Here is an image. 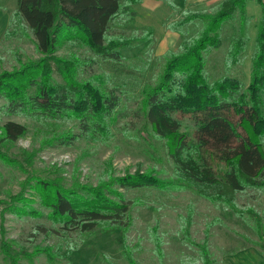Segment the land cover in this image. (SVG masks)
Instances as JSON below:
<instances>
[{
  "label": "rangeland",
  "instance_id": "374dc122",
  "mask_svg": "<svg viewBox=\"0 0 264 264\" xmlns=\"http://www.w3.org/2000/svg\"><path fill=\"white\" fill-rule=\"evenodd\" d=\"M222 1L142 0L130 5L134 14L117 16L108 32L109 39H116L121 47L123 57L117 61L97 56L79 41L63 43L57 56H78L83 61L80 80H103L108 90L121 97L109 139L83 136L73 119L0 111V125L16 121L27 126L23 137L0 145V151L10 157L7 162L0 158V264H11L14 257L18 264H130L125 255L128 249L138 264H204L200 250L205 246L211 264H230L241 244L262 250L257 245L262 240L255 226L259 217L264 232V189L238 193L235 208L200 196L192 186L182 191L124 190L126 198L133 201V223L125 233L120 228L103 227L90 233L63 232L47 217H19L6 211L9 197L24 192L23 183H34L38 176L65 187L77 183L96 186L101 181L109 182L111 177L140 170L165 181L174 179V163L165 140L157 137L147 122L143 89L157 83L168 58L180 53L183 45L198 35L206 23L203 16L215 13ZM16 9L17 0H0V74L44 56L27 23L14 17ZM246 11L245 31L250 40L245 50L237 62L229 61L231 41L240 29L237 18L224 26L221 46L206 54L211 80L231 75L249 84L263 9L257 0H250ZM54 76L62 81L59 74ZM5 103L0 97V106ZM62 133L79 137L66 145L57 140ZM24 190L26 195L31 194L29 186ZM37 223L55 232L49 237L41 234L32 243L28 237ZM156 236L161 241L162 255L156 252ZM36 246L52 247L55 258L35 254ZM24 251L31 256L24 255ZM243 255L250 256L247 251Z\"/></svg>",
  "mask_w": 264,
  "mask_h": 264
},
{
  "label": "trees",
  "instance_id": "16d2710c",
  "mask_svg": "<svg viewBox=\"0 0 264 264\" xmlns=\"http://www.w3.org/2000/svg\"><path fill=\"white\" fill-rule=\"evenodd\" d=\"M141 1L17 0L14 17L27 23L44 56L0 74V97L6 101L0 111L73 119L79 123L83 136L109 139L121 97L108 90L103 80H80L83 61L78 56L58 57L57 52L63 43L79 41L101 58L120 60L123 55L118 41L108 37L110 25L120 14H134L129 6ZM248 1L223 0L215 13L205 14L203 29L183 45L180 53H172L157 83L143 89L147 122L155 135L165 140L174 163V179L165 181L140 170L111 177L109 182L101 181L96 186L77 183L65 187L38 176L34 183H23L24 192L9 197L6 211L19 217H47L63 232L90 233L103 227L120 228L125 233L133 223V201L126 198L124 190L182 191L192 186L200 196L235 208L238 193L250 188L264 189V0H257L263 12L249 84L231 75L211 80L207 71L206 54L221 46L224 26L237 18L240 29L231 41L229 61L237 62L245 50L250 40L245 31ZM56 73L61 82L55 79ZM26 132V125L7 121L0 125V145L15 142ZM78 137L79 134L62 133L57 140L67 145ZM0 158L6 162L10 159L2 151ZM26 186L31 189L29 196ZM256 224L262 240L257 245L264 251L259 217ZM54 232L37 223L28 241L35 243L39 235L49 237ZM160 242L156 236V252L162 255ZM200 252L203 263L211 264L207 247H201ZM34 253L46 254L51 260L56 256L50 246H36ZM125 253L130 264H138L129 249ZM24 255L31 256L25 251ZM16 259L12 258L11 264H18Z\"/></svg>",
  "mask_w": 264,
  "mask_h": 264
},
{
  "label": "crops",
  "instance_id": "0c3cea01",
  "mask_svg": "<svg viewBox=\"0 0 264 264\" xmlns=\"http://www.w3.org/2000/svg\"><path fill=\"white\" fill-rule=\"evenodd\" d=\"M239 246V245H238ZM238 256H235L230 261V264H264V253L260 252L259 248L253 247L252 249L248 248V245L241 244L239 246ZM248 252L250 256L248 255L245 257L243 255V252Z\"/></svg>",
  "mask_w": 264,
  "mask_h": 264
}]
</instances>
